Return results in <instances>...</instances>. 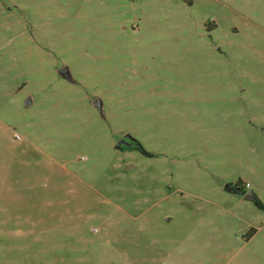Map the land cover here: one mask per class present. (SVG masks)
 Wrapping results in <instances>:
<instances>
[{"label":"rangeland","instance_id":"rangeland-1","mask_svg":"<svg viewBox=\"0 0 264 264\" xmlns=\"http://www.w3.org/2000/svg\"><path fill=\"white\" fill-rule=\"evenodd\" d=\"M0 264H264V0H0Z\"/></svg>","mask_w":264,"mask_h":264},{"label":"water","instance_id":"water-1","mask_svg":"<svg viewBox=\"0 0 264 264\" xmlns=\"http://www.w3.org/2000/svg\"><path fill=\"white\" fill-rule=\"evenodd\" d=\"M127 139H129L128 137H124L122 138L119 142H118V148L123 150L125 149L126 147L127 148H132L134 145V142L131 140V143H128L127 142ZM225 190L229 193H233V194H239L241 196H244L245 200L247 201H252V202H258L257 200V197L255 196L254 193L250 192V193H247L245 192L244 190H242L241 188H239L238 186H234L233 184H228L226 187H225Z\"/></svg>","mask_w":264,"mask_h":264},{"label":"trees","instance_id":"trees-1","mask_svg":"<svg viewBox=\"0 0 264 264\" xmlns=\"http://www.w3.org/2000/svg\"><path fill=\"white\" fill-rule=\"evenodd\" d=\"M185 3H187L188 5H193V3H194V1L195 0H183ZM238 187H240L241 189H244L245 190V188H243L240 184L238 185Z\"/></svg>","mask_w":264,"mask_h":264},{"label":"flooded vegetation","instance_id":"flooded-vegetation-1","mask_svg":"<svg viewBox=\"0 0 264 264\" xmlns=\"http://www.w3.org/2000/svg\"><path fill=\"white\" fill-rule=\"evenodd\" d=\"M123 138H124V137H123ZM127 142H128V143H131V139H127ZM133 145H134V146H133L134 148L137 147V144H136V143H134ZM126 148H127V147H126Z\"/></svg>","mask_w":264,"mask_h":264}]
</instances>
